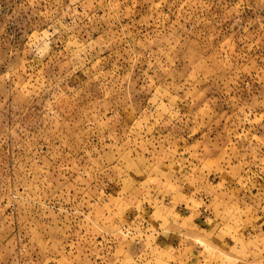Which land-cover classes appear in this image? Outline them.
<instances>
[{
  "label": "rangeland",
  "instance_id": "1",
  "mask_svg": "<svg viewBox=\"0 0 264 264\" xmlns=\"http://www.w3.org/2000/svg\"><path fill=\"white\" fill-rule=\"evenodd\" d=\"M0 264H264V0H0Z\"/></svg>",
  "mask_w": 264,
  "mask_h": 264
}]
</instances>
